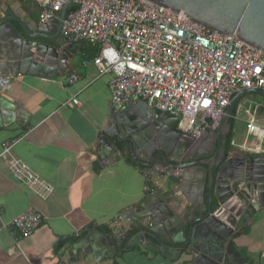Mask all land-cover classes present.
<instances>
[{
    "label": "crops",
    "instance_id": "1",
    "mask_svg": "<svg viewBox=\"0 0 264 264\" xmlns=\"http://www.w3.org/2000/svg\"><path fill=\"white\" fill-rule=\"evenodd\" d=\"M40 12L35 0H0V18H18L33 31L42 27ZM11 22L21 29L16 20ZM55 28L52 25L49 29ZM98 52V45L78 43L61 65L63 73L56 76L4 73L14 76L7 88H0V94L18 102L24 116L21 126L14 124L11 129H0V264H60L62 260L68 264H186L183 259L175 261L141 245L117 250L111 256L107 250L86 253L81 249L83 244L78 245L93 229L125 232L132 227L125 220L127 212L155 191L163 192L160 185L164 184L160 174L146 173L130 155H115L101 144L116 106L111 102L109 90L111 74L98 77L94 65H85ZM72 75L78 78L69 82ZM73 97L80 104L71 107L67 102ZM245 97L239 100L235 115L232 113L230 117L232 132L242 109L250 116L247 122L254 119L264 127L263 105ZM201 136L200 141L207 144L208 136L204 133ZM256 137L254 144L238 145V153L249 150L243 148L245 145L264 148V138ZM7 141H14L12 157L25 161L52 185L51 195L38 196L11 174L9 155L1 157ZM194 170L183 172L190 181L188 193L183 194L188 209L191 198L197 197L193 191L197 180ZM29 209L42 215L41 224L33 234L19 238L15 244L9 230L12 221ZM234 242L247 264H264V208L234 237Z\"/></svg>",
    "mask_w": 264,
    "mask_h": 264
},
{
    "label": "water",
    "instance_id": "2",
    "mask_svg": "<svg viewBox=\"0 0 264 264\" xmlns=\"http://www.w3.org/2000/svg\"><path fill=\"white\" fill-rule=\"evenodd\" d=\"M146 1L219 34H235L240 41L264 52V0ZM72 2L66 0L60 13L36 31L18 18H0V72L63 73L61 65L81 43L65 41L61 33ZM52 25L56 26L54 31L49 29ZM12 38L14 41H10ZM248 95L264 96V87L237 92L217 128L209 135L204 132L207 144L200 141L202 136L180 130L178 117L154 110L144 101L133 100L126 107L113 109L101 144L115 155H130L146 173L160 174L163 192L155 191L127 212L125 220L132 227L125 232L107 234L93 229L78 242L79 246L83 244L81 249L86 253L107 250L111 256L117 250L141 245L175 261L183 259L186 264H247L234 237L264 208V155H260L264 152L253 155L240 149L245 152L239 154L234 141L228 148V136L234 107ZM23 116L18 102L0 94V129L21 126ZM176 168L182 170L179 176L162 174ZM192 168L197 197L191 198L188 209L183 194L188 193L190 181L183 172L189 173ZM60 264L68 263L62 260Z\"/></svg>",
    "mask_w": 264,
    "mask_h": 264
},
{
    "label": "built area",
    "instance_id": "3",
    "mask_svg": "<svg viewBox=\"0 0 264 264\" xmlns=\"http://www.w3.org/2000/svg\"><path fill=\"white\" fill-rule=\"evenodd\" d=\"M41 7L39 22L47 23L66 0H35ZM62 37L68 42L98 45L99 52L85 65L96 67L98 77L111 74L109 90L116 107L141 100L154 110L179 118L178 127L194 137L217 128L231 98L243 89L264 87V52L232 34L210 30L187 16L146 0H73ZM14 75L0 73V88ZM78 78L72 75L69 82ZM67 104L79 105L77 97ZM248 132L264 138V127L254 119ZM14 141L3 144L9 170L35 194L47 198L52 185L23 160L10 154ZM264 152L262 146L249 148ZM181 169L163 170L179 176ZM150 192L154 190L146 187ZM42 215L29 209L12 221L13 240L28 237L39 227ZM79 236V233L76 234Z\"/></svg>",
    "mask_w": 264,
    "mask_h": 264
},
{
    "label": "rangeland",
    "instance_id": "4",
    "mask_svg": "<svg viewBox=\"0 0 264 264\" xmlns=\"http://www.w3.org/2000/svg\"><path fill=\"white\" fill-rule=\"evenodd\" d=\"M245 99L257 103L256 105L262 104L264 107V96L261 95H249ZM264 111V110H263ZM250 116L247 114L245 109L239 111L237 117L235 118L233 125V141L235 145H243L244 142H247L249 145L256 143V135L250 134L248 132V123L247 120ZM264 117V112H263ZM264 124V120L262 121Z\"/></svg>",
    "mask_w": 264,
    "mask_h": 264
},
{
    "label": "trees",
    "instance_id": "5",
    "mask_svg": "<svg viewBox=\"0 0 264 264\" xmlns=\"http://www.w3.org/2000/svg\"><path fill=\"white\" fill-rule=\"evenodd\" d=\"M74 9H76V5H75L74 3H72V4L70 5L69 9H68V12H70V11H72V10H74ZM236 109H237V106L234 108L233 116L235 115ZM230 122H231V123L233 122V118L230 119ZM232 134H233V132H232V130H231V132H230V138H229V143H228L229 145H230V142L232 141ZM128 159H129V158H128ZM105 230H107V231H106L107 233L111 232V230H109L108 228H107V229L105 228Z\"/></svg>",
    "mask_w": 264,
    "mask_h": 264
},
{
    "label": "flooded vegetation",
    "instance_id": "6",
    "mask_svg": "<svg viewBox=\"0 0 264 264\" xmlns=\"http://www.w3.org/2000/svg\"><path fill=\"white\" fill-rule=\"evenodd\" d=\"M229 138H230V137H228V143H229ZM231 143H232V141L230 142V145H231ZM230 145L228 144V148H229V149H230V147H231Z\"/></svg>",
    "mask_w": 264,
    "mask_h": 264
}]
</instances>
